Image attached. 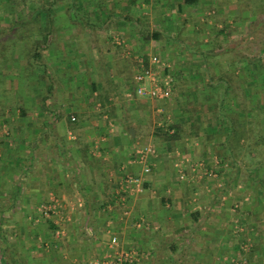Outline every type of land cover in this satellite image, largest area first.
I'll use <instances>...</instances> for the list:
<instances>
[{
    "label": "crops",
    "instance_id": "crops-1",
    "mask_svg": "<svg viewBox=\"0 0 264 264\" xmlns=\"http://www.w3.org/2000/svg\"><path fill=\"white\" fill-rule=\"evenodd\" d=\"M74 2L72 10L73 1L53 2L63 8H52L54 25L44 31L39 27L41 20L48 23L47 16L27 18L36 23L32 28L23 24L26 17L0 16V64L6 55L9 62L8 70L0 67L3 100L4 80L21 79L19 73L6 72L23 69L28 61L23 54L28 42L22 39L30 41L32 56L35 43L47 36L41 46L47 52L44 69L34 65L38 75L32 85L8 86L14 95L19 88L12 118L19 130H0V264H90L106 256L112 236L120 250L138 251L135 264H264V131L255 130L263 99L237 90L231 109L238 129L232 130L223 113L230 108V96H222L228 108L214 112L208 92L215 80L207 77L205 61L199 62L210 55L190 36L192 24L208 19L210 10L217 12L210 21L224 24L220 31L227 34L233 27L237 36V25L250 15L240 9L244 0H200L195 5L184 0ZM5 22L10 30L4 29ZM229 52L239 58L222 70L231 66L242 76L240 71L248 70L241 61L244 48H224L221 54ZM155 57L165 64L158 72L174 76L172 93L164 100L136 92L135 73ZM253 64L255 72L257 62ZM102 70L105 80L96 79ZM255 76L248 79L253 86L261 83ZM106 85L116 88L119 97L115 102L109 98L113 108L99 125L93 113L101 112ZM245 98L253 103L247 109ZM162 102L172 110L161 111ZM2 123L0 115V127ZM173 124L179 130L168 131ZM167 131L179 138L167 141ZM147 144L157 152L150 157L151 172L144 173L131 152ZM209 146L221 153L217 189L207 185L216 181L197 176L192 168L208 158L203 152ZM129 173L141 177L143 191L125 197L121 187ZM51 194L65 207L59 225L39 210Z\"/></svg>",
    "mask_w": 264,
    "mask_h": 264
},
{
    "label": "rangeland",
    "instance_id": "rangeland-1",
    "mask_svg": "<svg viewBox=\"0 0 264 264\" xmlns=\"http://www.w3.org/2000/svg\"><path fill=\"white\" fill-rule=\"evenodd\" d=\"M47 1H49V2L53 1L54 3L56 2L58 4L62 3V2H64V4H67V3L70 4L72 2V0H47ZM225 1H227V0H225ZM5 2L6 3L8 2L7 5L4 6L5 3H2V6H0V16L4 15V16H9L11 18L12 17H19V16L23 15L22 17H26V18L30 19V18L34 17V15H37V9L40 8V6L42 5L41 0H28L27 2H30L29 3L30 7L28 6V9L26 8V10L23 13L22 12L23 11L22 6H18V7L15 6L14 7V6L10 5L11 4L10 0H8V1L6 0ZM44 3L46 4V2H44ZM32 4H33V6H32ZM49 4L50 3H47V6ZM53 5H51L52 8L57 7V8H59V10L62 7L61 4H60L61 7L58 5L53 7ZM240 9L247 10V12L249 11L248 14H250V15L247 17V20L245 21L246 23L242 24L243 27H242V25L241 26L237 25L239 28L237 30L239 32L237 36H236V34H234V28L233 27L228 28V33H230L231 35H228V33H227L226 36L223 37L222 35L219 34L220 29L222 28V26L220 27V24H222V23L221 22L216 23V21H213V20L210 21V18L214 19L216 16L217 12L215 10H210V14H207L208 19L205 18V20H200L197 24H192L194 26L195 31H190V36H193L195 41L198 40L199 43H197V44H198L199 50H203V51L207 50V52H209V55H210V57H208V58H207V56L203 55V57H201V60L199 62L202 63L205 61V65L207 68L206 69L207 77H210V78L213 77L214 80L218 77V74H219V72L217 71V75H216L217 68L220 69L222 66L227 65L233 61L236 62V60L239 58V56H235V54L233 55V54H231V52H229L230 54H227V53L221 54L222 49H224V48H228V47L232 48L235 46H239L241 48H244V52H245L244 55H250V56H252V58L254 57L255 59L258 56L264 62V54L261 53V55L259 56V54L257 53V51L261 49V40L264 38V24H262L264 22V0H244V3H243V5L241 4ZM235 22H238V21L235 20ZM4 24L7 26L4 29L10 30L9 29V23L5 22ZM228 24L231 25V23H227V24L225 23V26ZM35 25H36V23H31V22L28 24V26L31 28L34 27ZM222 25L224 26V24H222ZM22 40L24 41V43L28 42L25 44V47H24V49L27 48V50H28L30 47V43H29L30 41H28L27 38H24ZM13 41H14V38L9 40V42L11 44L13 43ZM190 41H192V39H190ZM38 50L41 53L42 59L40 60V64H37V66L42 67L45 64L44 63L45 62L44 55L47 54V52L43 49V47H40ZM6 51H7V49H5V52ZM30 51H32V50H30ZM198 58L199 57H197V59ZM207 59H208V62L206 63ZM163 60L166 61L165 59H163ZM255 61L257 62V60H255ZM3 62H4V60H3ZM102 62H103V57L101 58V60L99 62L98 68H101V66L103 64ZM0 65H2V64H0ZM43 67L40 69H44ZM242 68H240V70ZM20 69H19V73H21V74L18 77L20 78V76H21V79H18V80L17 79H15V80L11 79L10 80L11 82H8L5 79L4 83H3L4 87H5V91L2 95L4 97V100L2 98H0V115L3 116V123H2V126L0 127V130H19V128L16 127L14 129V127H13L14 124L18 123V121L14 122L16 119L15 120L12 119V118H16L17 108H16V104L13 101L17 97V93H18L19 88H17V90H16L17 91L16 95H14L12 93L11 89L8 88V86L10 87L12 84H14V85L17 84L19 86V83H17V82H21L22 85L24 84V86L26 87V85H27L26 82L28 81L30 84L31 80L32 79L34 80L38 75V74H36L37 72H35L34 69L30 70V66L28 65V61H26V66L23 67V69H21V70ZM46 70H48V72L51 71L50 68H47ZM221 70H222V68H221ZM24 71H27V75L24 74ZM224 71H225V69H224ZM227 71H229L230 73H231V71H233L231 66L229 67V69H227ZM173 73L175 74L174 71H173ZM240 73H243L245 75V69L244 70L242 69L240 71ZM68 74H69V78H70L71 73H68ZM160 74L163 75L162 73H160ZM246 74H247L246 76H248V79L251 80L252 79V67H250L248 70H246ZM40 75H43V74L40 73ZM238 76H239L238 73H236V71H235V73L233 75V81L235 82V84H237V82H236L237 80L239 81L237 92H238V94H240V93L244 94L243 90L240 88V78ZM101 78H103L104 80L106 78V73L103 70H102V75L100 76V74H98V76L96 77V79H101ZM70 79H72V78H70ZM42 81L43 80L38 81V82L42 83ZM260 82H263V80L261 79ZM25 83H26V85H25ZM30 85H32V84H30ZM25 87H22L21 90L24 91L23 89H25ZM115 90H116V88L113 89L111 86H108V85L104 86L101 89L102 92L100 94V97L102 98L101 101L103 104V106L101 108L103 110L101 109V112L96 110V113L95 114L93 113L94 117L96 118V123H99V125L104 123V120H105L104 115L106 113L109 114L110 110L113 108V105L110 104L111 101L109 98L110 97L113 98L112 102H115L118 100L119 96L114 94ZM185 90H188V88L187 89L185 88ZM263 93H264V90L260 91L258 94L262 97ZM5 99H8L10 103H7V101ZM119 100H120V98H119ZM176 103H177V101H174V104H176ZM160 104L164 107L163 109H161V111H171L172 110L171 104L169 102L159 103V106H160ZM121 105H122L121 108L124 112V115L127 116V113H128L127 107L123 104H121ZM231 106H233V105H231ZM243 106H245V108L247 109L250 106V99L245 98V100L243 102ZM150 109L156 110V108H150ZM203 109H204V105H203ZM261 110H263V108H261ZM93 115H92V118H94ZM8 118H9V120H8ZM81 119H83V118H81ZM258 124H259L258 126H256V124H255V130L264 131V110L261 111V120L259 121ZM18 125H20V124H18ZM152 128H153L152 124H151V126L147 125L146 130H148V129L151 130ZM186 130H188V129H186ZM262 138H263L262 141L264 142V136H262ZM153 142H154V144L155 143L157 144L156 145L157 147H160L157 143L158 142L157 140L154 139ZM203 155L207 156L208 160L215 158V156L221 157L220 151H216L211 146L206 148V152H203ZM225 166H227V165H225ZM227 167L230 168L229 166H227ZM227 167H225V168H227ZM217 170L219 172V169H217ZM217 174L220 175V173H217ZM215 176H208V177H211L214 181H216ZM217 178H219V177H217ZM210 183L208 182L207 185H209L210 187L214 186L215 189H217V186L220 188V185H219L220 181L219 182L216 181V184H215V182L211 183V184ZM235 204H233V207L235 206ZM63 211H64V209H63ZM62 215H64V212H62ZM65 215H64V217H65ZM65 219H67V218H65ZM61 222H62V220H61ZM183 233L189 234L188 231H185ZM174 264H179V263H174Z\"/></svg>",
    "mask_w": 264,
    "mask_h": 264
},
{
    "label": "built area",
    "instance_id": "built-area-1",
    "mask_svg": "<svg viewBox=\"0 0 264 264\" xmlns=\"http://www.w3.org/2000/svg\"><path fill=\"white\" fill-rule=\"evenodd\" d=\"M165 64L159 58L155 57L148 66H142L134 75L136 84V92L139 96H145L154 99H167L173 90L174 76L172 74L161 75L159 69ZM157 152L153 145L147 144L144 146H135L132 149V161L142 166L144 173H149L152 170L150 157ZM222 164L220 158L215 156L212 160L202 159L192 165L193 170L199 177L215 176L218 173L219 166ZM224 165H228L224 163ZM184 172L181 173V178H184ZM122 192L125 197L132 196L143 191L142 179L135 174H127L122 183ZM64 209L63 202L51 194L49 200L43 202L39 210L43 217L52 220L59 225L58 221L64 218L62 215ZM63 216V217H62ZM57 233L61 232L59 226L56 229ZM139 253L137 250L130 251L120 250V243L116 236H112L108 244V252L103 259H94L90 264H135L139 262Z\"/></svg>",
    "mask_w": 264,
    "mask_h": 264
},
{
    "label": "trees",
    "instance_id": "trees-1",
    "mask_svg": "<svg viewBox=\"0 0 264 264\" xmlns=\"http://www.w3.org/2000/svg\"><path fill=\"white\" fill-rule=\"evenodd\" d=\"M4 1H6V0H4ZM10 1H11L10 5H12L14 7L15 6L16 7L22 6V9H23L22 12L23 13L26 10V8L28 9V6L30 5L29 4L30 2H27L28 0H10ZM41 1H42V5L40 6V8L37 9V15H40L41 17L47 16L48 23L46 21H42L39 18H37L36 21L39 22V20H41L39 29L41 31H44L46 29V26L48 28H50L49 26L51 24H52V26L54 25L52 23V20H51V17L53 16L51 5H53V2L52 1L49 2L47 0H41ZM72 1H73V3L71 4V10L76 8V6H77V4L74 2L75 0H72ZM199 1L200 0H184V2L186 4H189V5H193V4L195 5ZM44 2H46V4ZM47 3H50V4L47 6ZM32 6H33V4H32ZM21 16H23V15H21ZM22 21H23V24H29L30 23L27 18L23 19ZM262 24H264V22ZM219 34L222 35L223 37L226 36V33H225L224 29L221 30L219 32ZM228 35H231V34L228 33ZM46 38H47V36L44 35L43 38H42V42H36L35 43L36 47L33 48V55L32 56H30V54H31L30 50H32V48H29L28 50L26 48V49L23 50V54L26 56V59L28 60V65L30 66V70L34 69L33 67H35L37 64H40V60L42 58H41V53L39 52L38 49L42 45H44L43 42H46ZM260 51H261V53L264 54V38L261 40V49H260ZM242 59H244V61L248 64L246 69H249V67H252V65H254L253 64L254 62L256 64L255 60H257L256 68L254 67L255 72L252 71V76H253V73H255L256 74V76H255L256 79H258V77H259L260 80L261 79L263 80V82L259 83L258 85H257V82H256L255 85L253 86V84L251 83L252 81L249 82L248 76H246L247 75L246 74V70H245V75L242 74V76H241V74H240L238 76L240 78V85H241L240 88L243 90V92H244V94L246 96H249L250 98H252L254 95H258V93L260 91L264 90V62L262 61L261 58L257 59V57H256V59H255L254 57L252 58V56H250V55H244L243 58H241V61H242ZM3 60H4V62H3L4 64H3V66L0 65V67H4V69L8 70L7 67L9 66V62H8L7 56H4ZM207 62H208V59L206 60V63ZM9 69H10V71L6 72V76H11L12 74H14V72H15L16 75L19 73L18 69H15V71H13V72L11 71V68H9ZM257 69H258V71H257ZM217 71L219 72L218 77L215 79V82L210 86L212 93L208 92L212 96L211 100H212V103L214 105V109L213 110H214V112L218 113V111L220 109L223 110V109L228 108V106H226L227 105L226 104V99L222 98V96H225V97L226 96H230V98L228 99V105H230V108L228 110H225L223 113H224V116L230 120V124H231L232 130H237L238 127H235V118L237 119V117H236L235 112H233L232 109H231V105H235L236 104L235 103V99H234L235 98L234 95L237 93L236 92L237 91V87H236L237 85L233 81V75H234L235 72L231 71V73H230L227 70L224 71V70H221V68L220 69L217 68L216 75H217ZM20 74L21 73H19V75ZM24 74L27 75V71H24ZM211 79L214 80L213 77H211ZM222 82H225L226 86H222L221 85ZM261 100H262V102L259 103V106H260V108L264 109V93L262 94ZM257 104H258V102L255 103V107L258 108L259 106ZM252 105H253V103H250V107ZM250 111H252V108H251ZM23 114H24V111H23ZM241 125H244V124L241 123ZM198 129L199 128L196 127V130H198ZM159 130H161V129H159ZM167 130L168 131L174 130V132H175L176 130H179V126L177 124L176 125L173 124V125H170L167 128ZM168 131L164 132V135H166L165 138H166L167 141H173V140L179 138V133L176 132L175 134L170 135ZM161 132H163V130H161ZM52 224H53V227H55L53 222H52Z\"/></svg>",
    "mask_w": 264,
    "mask_h": 264
},
{
    "label": "water",
    "instance_id": "water-1",
    "mask_svg": "<svg viewBox=\"0 0 264 264\" xmlns=\"http://www.w3.org/2000/svg\"><path fill=\"white\" fill-rule=\"evenodd\" d=\"M130 134L132 135V136H135V132H136V130H135V128H130Z\"/></svg>",
    "mask_w": 264,
    "mask_h": 264
}]
</instances>
